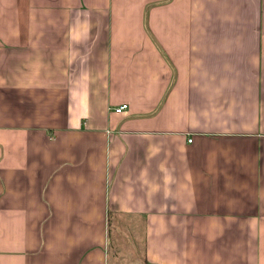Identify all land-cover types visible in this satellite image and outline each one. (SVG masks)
<instances>
[{"label":"crops","instance_id":"1","mask_svg":"<svg viewBox=\"0 0 264 264\" xmlns=\"http://www.w3.org/2000/svg\"><path fill=\"white\" fill-rule=\"evenodd\" d=\"M0 264H264V0H0Z\"/></svg>","mask_w":264,"mask_h":264},{"label":"rangeland","instance_id":"2","mask_svg":"<svg viewBox=\"0 0 264 264\" xmlns=\"http://www.w3.org/2000/svg\"><path fill=\"white\" fill-rule=\"evenodd\" d=\"M137 238L140 239V237H137ZM137 241L139 242V240H137ZM124 243H125L126 246L130 245V242L124 241ZM113 249H114V248L111 247V250H113ZM124 250H125V249H122V252H123ZM120 256H121V253L116 254V253L112 252V253H111V262H113L114 259L116 260V259L119 258Z\"/></svg>","mask_w":264,"mask_h":264},{"label":"built area","instance_id":"3","mask_svg":"<svg viewBox=\"0 0 264 264\" xmlns=\"http://www.w3.org/2000/svg\"><path fill=\"white\" fill-rule=\"evenodd\" d=\"M127 108H128V104H122L118 108H116V112L120 113V112L126 110ZM190 141H191V139H190Z\"/></svg>","mask_w":264,"mask_h":264}]
</instances>
